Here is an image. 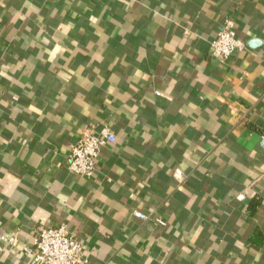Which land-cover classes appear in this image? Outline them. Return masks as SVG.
Masks as SVG:
<instances>
[{
	"label": "crops",
	"instance_id": "0c3cea01",
	"mask_svg": "<svg viewBox=\"0 0 264 264\" xmlns=\"http://www.w3.org/2000/svg\"><path fill=\"white\" fill-rule=\"evenodd\" d=\"M60 224L88 264H264V0H0V264Z\"/></svg>",
	"mask_w": 264,
	"mask_h": 264
},
{
	"label": "built area",
	"instance_id": "2783aa9c",
	"mask_svg": "<svg viewBox=\"0 0 264 264\" xmlns=\"http://www.w3.org/2000/svg\"><path fill=\"white\" fill-rule=\"evenodd\" d=\"M210 55L219 64L226 63L236 53L246 48V43L237 38L234 22L231 18L224 21L222 29L210 43ZM116 136L108 129L102 128L98 133L85 129L80 133L78 140L71 146L67 169L71 174L92 179L100 164V150L115 144ZM244 189L237 195L238 200L248 196ZM253 197L254 194H249ZM140 220H148L149 216L142 212H134ZM159 225H164L160 218H153ZM6 240L5 238H3ZM12 243L11 238H7ZM22 252L28 254L32 264H88L89 254L82 241L68 233L67 225L37 229L33 235L32 245L24 246Z\"/></svg>",
	"mask_w": 264,
	"mask_h": 264
}]
</instances>
